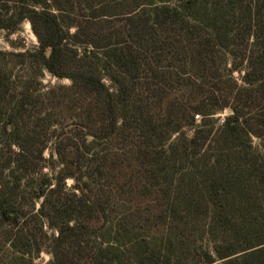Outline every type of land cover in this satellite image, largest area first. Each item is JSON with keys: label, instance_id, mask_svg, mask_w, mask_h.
Wrapping results in <instances>:
<instances>
[{"label": "trees", "instance_id": "obj_1", "mask_svg": "<svg viewBox=\"0 0 264 264\" xmlns=\"http://www.w3.org/2000/svg\"><path fill=\"white\" fill-rule=\"evenodd\" d=\"M26 20L39 44L0 49V264H264V0H0V29Z\"/></svg>", "mask_w": 264, "mask_h": 264}, {"label": "rangeland", "instance_id": "obj_2", "mask_svg": "<svg viewBox=\"0 0 264 264\" xmlns=\"http://www.w3.org/2000/svg\"><path fill=\"white\" fill-rule=\"evenodd\" d=\"M39 44L36 34L34 33L32 26L29 21H24L19 29L16 32H9L5 29H0V49L5 51H22L27 49H34ZM12 71L14 79L18 81V84L27 78L36 77L38 81L42 83L41 90L47 91L48 89L57 86V85H70L71 81L67 78L60 79L52 75L44 67L41 66H32V65H14L12 66ZM240 81L239 74H235ZM241 82V81H240ZM106 83L114 89L113 83L106 78ZM230 111L228 109L219 112L215 118L218 124H221L226 115ZM187 131H190L187 129ZM254 146L263 151L262 149V140L259 137H253ZM51 172L50 170H47ZM52 173V172H51ZM68 184L72 185L73 180L69 179ZM49 233H56L54 229L46 227ZM52 255L44 250L39 257L36 258L37 264H51Z\"/></svg>", "mask_w": 264, "mask_h": 264}]
</instances>
